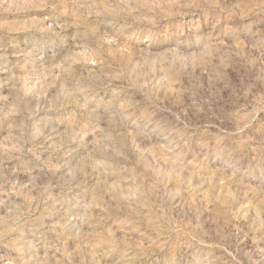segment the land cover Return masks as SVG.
Segmentation results:
<instances>
[{"label": "rangeland", "instance_id": "rangeland-1", "mask_svg": "<svg viewBox=\"0 0 264 264\" xmlns=\"http://www.w3.org/2000/svg\"><path fill=\"white\" fill-rule=\"evenodd\" d=\"M0 264H264V0H0Z\"/></svg>", "mask_w": 264, "mask_h": 264}, {"label": "bare ground", "instance_id": "bare-ground-1", "mask_svg": "<svg viewBox=\"0 0 264 264\" xmlns=\"http://www.w3.org/2000/svg\"><path fill=\"white\" fill-rule=\"evenodd\" d=\"M126 258V257H125ZM129 260V259H128ZM127 261V260H126Z\"/></svg>", "mask_w": 264, "mask_h": 264}]
</instances>
